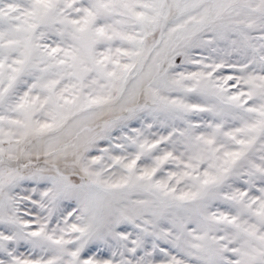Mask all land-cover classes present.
I'll return each mask as SVG.
<instances>
[{
	"label": "snow or ice",
	"instance_id": "obj_1",
	"mask_svg": "<svg viewBox=\"0 0 264 264\" xmlns=\"http://www.w3.org/2000/svg\"><path fill=\"white\" fill-rule=\"evenodd\" d=\"M0 264H264V0H0Z\"/></svg>",
	"mask_w": 264,
	"mask_h": 264
}]
</instances>
